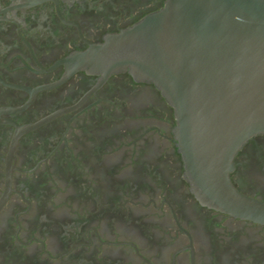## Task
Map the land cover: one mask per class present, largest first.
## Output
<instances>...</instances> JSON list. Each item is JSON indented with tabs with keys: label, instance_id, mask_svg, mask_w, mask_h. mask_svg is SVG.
I'll return each instance as SVG.
<instances>
[{
	"label": "flooded vegetation",
	"instance_id": "af4514ba",
	"mask_svg": "<svg viewBox=\"0 0 264 264\" xmlns=\"http://www.w3.org/2000/svg\"><path fill=\"white\" fill-rule=\"evenodd\" d=\"M166 0H0V264H264V225L203 206L159 91L76 57ZM231 174L264 203V134Z\"/></svg>",
	"mask_w": 264,
	"mask_h": 264
},
{
	"label": "water",
	"instance_id": "95a60500",
	"mask_svg": "<svg viewBox=\"0 0 264 264\" xmlns=\"http://www.w3.org/2000/svg\"><path fill=\"white\" fill-rule=\"evenodd\" d=\"M76 60L102 80L126 73L153 85L173 111L192 194L264 225V203L231 182L238 152L264 134V0H166Z\"/></svg>",
	"mask_w": 264,
	"mask_h": 264
}]
</instances>
